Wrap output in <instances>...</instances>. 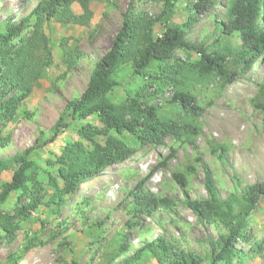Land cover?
Segmentation results:
<instances>
[{"label": "rangeland", "instance_id": "rangeland-1", "mask_svg": "<svg viewBox=\"0 0 264 264\" xmlns=\"http://www.w3.org/2000/svg\"><path fill=\"white\" fill-rule=\"evenodd\" d=\"M38 1L4 0L0 3V31L7 19L27 16ZM130 1L89 0L91 18L87 25L62 24L54 20L43 25L50 39L52 64L45 69L43 77L20 103L11 119L0 113V137L7 139L6 146L0 148V156H12L37 145L29 156L33 166L28 173L26 192L22 193L20 200V193L10 194L0 205V212L13 216L33 197L41 199V204L25 217L12 219L15 227L12 239L6 238L0 229V264H119L120 258L131 256L157 238L178 241L182 250L198 254L202 258L201 264H208L205 254L209 248L204 239L208 234L216 237L218 229L196 220L182 202L183 193L192 199L207 197L203 166L209 171L220 198L235 190L236 178L247 184L264 179V110L256 107L264 104L263 53L256 65L246 69L225 87L214 76L187 81L188 89L202 107L198 119L200 134L193 145L168 137L160 146L138 148L137 142L126 132L121 136L113 133L136 147L137 151L84 181L76 195L60 210L47 203L53 191L50 177L53 178L57 169L51 162L70 143L87 145L77 133L80 122L67 121L68 127L57 133L53 127L66 102L77 98L85 89L94 64L110 47L121 25L122 13ZM194 1L178 0L167 25L181 26L187 18V6ZM226 5L227 0H216L213 7L186 30V40L202 45L207 53L216 48L217 40H220V49L228 43L236 46V38L229 39L227 43L219 30V23L225 21ZM70 7L74 14H82L76 2ZM161 7L156 0H134L132 11L157 15ZM262 11L261 23L264 24V0ZM163 31L162 25H155L154 36ZM27 33L26 29L14 43ZM67 52H73L71 56L75 64L71 67L64 61ZM173 59L190 65L200 57L194 51L179 48L174 51ZM172 62L169 61L170 64ZM129 75V65L115 71L113 78L118 86L108 94L112 102H124L126 89L135 91L143 82L148 83L138 77L130 79ZM158 83L155 81L153 85L158 86ZM149 90L153 91L152 88ZM164 90L152 98V104H159L170 95L169 88ZM165 113L169 114L167 110ZM87 122L93 127H101L95 116L89 117ZM97 141L102 142V139ZM220 147L226 150L224 160H219L212 153ZM171 150L174 156L165 166H157ZM188 166H192L194 172H189ZM173 172L186 176V187L174 182ZM11 173L7 170L1 174L0 190L10 180ZM146 176L143 190L156 197L170 198L174 202L171 211L162 207H156L149 213L135 210L130 191ZM263 226L264 197L245 230L250 239L234 243L240 258L234 259L232 264H264V252L251 251L249 242L264 236ZM111 245H116L115 248L124 246L127 252L116 259L115 253L109 249ZM141 264L158 263L146 255Z\"/></svg>", "mask_w": 264, "mask_h": 264}, {"label": "trees", "instance_id": "trees-1", "mask_svg": "<svg viewBox=\"0 0 264 264\" xmlns=\"http://www.w3.org/2000/svg\"><path fill=\"white\" fill-rule=\"evenodd\" d=\"M133 1L122 13L121 25L110 47L94 64L85 89L77 98L66 102L53 127L54 133H57L68 127L67 121L80 122L77 133L87 143L68 144L61 155L51 162L57 169L53 178L50 177L53 191L47 203L56 210H60L76 195L84 181L98 175L109 165L126 160L137 151L136 147L113 133L121 136L126 132L137 142L138 148L160 146L168 137L193 145L200 134L198 119L202 107L188 89L187 81L214 76L225 87L244 74L246 69L256 65L264 53V24L261 23L263 0H227L225 21L219 23V30L227 43L229 39L236 38L238 44L230 46L228 43L220 49V40H217L216 48L210 53L202 45L187 41L185 33L198 17L213 7L216 0H195L187 6V18L181 26L167 25L178 0H156L162 5L157 15L134 13ZM74 2L81 8L82 14L72 12L70 6ZM0 3H4V0H0ZM90 18L89 0H39L27 16L5 21L0 31V113L3 117H13L20 103L43 77L45 69L52 64L50 39L44 31V23L54 20L62 24L87 25ZM157 24L162 25L164 31L154 36ZM26 29L28 33L14 43ZM179 48L196 52L200 59L190 65L173 59L174 51ZM72 53H65L64 61L68 62V67L75 64ZM170 60H173L172 64ZM128 65V78L138 77L148 83L143 82L135 91L126 89L125 101L117 104L108 96L118 86L113 76L117 69ZM155 81L159 82L158 86L153 85ZM164 88L171 90L170 95L161 103L152 104V98L158 92L164 93ZM256 107L264 110L263 103ZM166 110L169 114L165 113ZM92 116L97 117L100 128L87 122ZM98 138L102 142H98ZM6 144L7 139L0 137V148ZM36 149L37 145H34L12 156H0V179L3 172H12L10 180L1 187L0 205L6 202L10 194L20 193V200L22 193L26 192L28 173L33 166L29 156ZM225 151L220 147L212 153L219 160H224ZM173 156L174 151L171 150L157 166H165ZM187 170L194 172L192 166H188ZM202 170L207 197L192 199L183 193L182 202L199 223L218 229L216 237L208 234L204 239L209 248L205 254L208 264H232L234 259L240 258L234 243L250 239L245 235V230L260 199L264 197V179L247 184L236 178L235 190L220 198L209 171L204 166ZM172 179L181 187L187 186L188 180L183 173L173 172ZM146 180L147 176L130 191L135 210L149 213L156 207H162L171 211L174 202L170 198L156 197L143 190ZM40 204L41 199L33 197L13 216L0 212V229L6 238L12 239L14 236L12 219L25 217ZM249 242L251 251L258 254L264 252V236ZM115 246L111 245L109 249L119 259L127 248ZM146 255L154 258L158 264L202 263L198 254L182 250L178 241L157 238L131 256L120 258L119 264H141Z\"/></svg>", "mask_w": 264, "mask_h": 264}]
</instances>
